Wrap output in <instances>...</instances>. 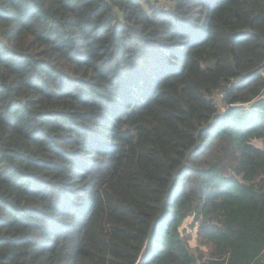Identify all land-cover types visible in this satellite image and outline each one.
<instances>
[{
  "label": "trees",
  "instance_id": "1",
  "mask_svg": "<svg viewBox=\"0 0 264 264\" xmlns=\"http://www.w3.org/2000/svg\"><path fill=\"white\" fill-rule=\"evenodd\" d=\"M139 258L264 264V0H0V264Z\"/></svg>",
  "mask_w": 264,
  "mask_h": 264
},
{
  "label": "rangeland",
  "instance_id": "2",
  "mask_svg": "<svg viewBox=\"0 0 264 264\" xmlns=\"http://www.w3.org/2000/svg\"><path fill=\"white\" fill-rule=\"evenodd\" d=\"M193 223V217L188 216L184 219L183 223L179 227V229H184L183 233L187 236L188 242L191 247H195L197 245V223ZM202 248L203 246L200 245Z\"/></svg>",
  "mask_w": 264,
  "mask_h": 264
},
{
  "label": "water",
  "instance_id": "3",
  "mask_svg": "<svg viewBox=\"0 0 264 264\" xmlns=\"http://www.w3.org/2000/svg\"><path fill=\"white\" fill-rule=\"evenodd\" d=\"M139 260H140V258L134 264H138Z\"/></svg>",
  "mask_w": 264,
  "mask_h": 264
}]
</instances>
